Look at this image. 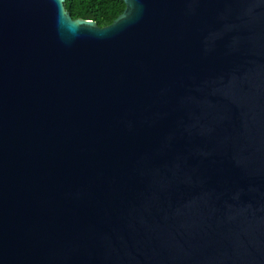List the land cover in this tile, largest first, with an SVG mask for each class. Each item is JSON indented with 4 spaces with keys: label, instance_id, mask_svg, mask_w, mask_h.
Listing matches in <instances>:
<instances>
[{
    "label": "water",
    "instance_id": "95a60500",
    "mask_svg": "<svg viewBox=\"0 0 264 264\" xmlns=\"http://www.w3.org/2000/svg\"><path fill=\"white\" fill-rule=\"evenodd\" d=\"M0 0V264H264V0Z\"/></svg>",
    "mask_w": 264,
    "mask_h": 264
},
{
    "label": "trees",
    "instance_id": "16d2710c",
    "mask_svg": "<svg viewBox=\"0 0 264 264\" xmlns=\"http://www.w3.org/2000/svg\"><path fill=\"white\" fill-rule=\"evenodd\" d=\"M62 6L72 20H90L97 27L109 25L124 8L121 0H63Z\"/></svg>",
    "mask_w": 264,
    "mask_h": 264
}]
</instances>
